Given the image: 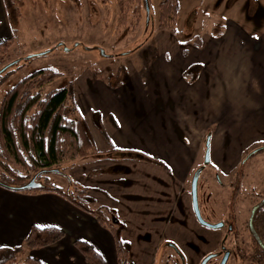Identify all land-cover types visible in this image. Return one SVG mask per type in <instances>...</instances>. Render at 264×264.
Here are the masks:
<instances>
[{
    "label": "crops",
    "instance_id": "1",
    "mask_svg": "<svg viewBox=\"0 0 264 264\" xmlns=\"http://www.w3.org/2000/svg\"><path fill=\"white\" fill-rule=\"evenodd\" d=\"M191 4L181 28L178 8L173 33L155 24L132 54L141 65L127 63L122 80L106 82L85 70L72 83L95 149L68 161L67 189L53 182L71 195L84 193L92 209L87 191L97 206L114 211L129 247L127 264H157L164 241L174 244L164 248H173L184 264H198L213 252L220 233L197 221L186 183L191 190L193 175L198 171L199 177L205 165L229 178L246 152L264 147V0ZM10 31L0 0V41ZM31 225L59 227L64 236L25 248ZM77 238L89 242L105 264H118L115 239L93 214L53 190L0 185V247L22 246L18 262L31 256L43 264H87L73 244Z\"/></svg>",
    "mask_w": 264,
    "mask_h": 264
},
{
    "label": "rangeland",
    "instance_id": "2",
    "mask_svg": "<svg viewBox=\"0 0 264 264\" xmlns=\"http://www.w3.org/2000/svg\"><path fill=\"white\" fill-rule=\"evenodd\" d=\"M160 1L162 0H142L138 25L133 26L130 20L129 23L134 28L129 26L120 30L121 27L116 24L117 0H106V3L103 0H12L19 14L16 23L10 27L14 43L0 57V74L5 76L0 82V99L20 78L43 68H52L60 73L44 86V92L71 86L85 70L87 73L88 70L94 71L95 75L101 76L106 82L122 80L126 75L127 63L132 61L141 65L137 55L132 54L153 34ZM191 2L193 0H178V28L186 25L190 17L188 10ZM241 5L246 7L248 3L241 1ZM240 18L248 21L246 17ZM247 154L248 152L238 163L234 176L228 178L205 165L197 178V200L201 216L212 224L225 223L218 229L211 228L214 233H220V242L215 250L216 256L208 260L207 257L204 258V264H219L224 250L230 253L225 264H253L248 259L254 253V245L247 220L252 205L264 197V148L250 157H246ZM69 160L65 159L51 166L52 171L42 175L35 174L37 177L34 176V181L55 179L63 189H67L64 173L70 166ZM7 165L8 169L0 165V178L3 173L8 176L14 173L30 176L34 174L29 168L12 163ZM186 187L190 191V180ZM87 194L97 212L102 214L96 197L88 191ZM164 246H167L165 242L161 254L157 256V264H184L183 259L179 261L180 257L173 248Z\"/></svg>",
    "mask_w": 264,
    "mask_h": 264
},
{
    "label": "trees",
    "instance_id": "3",
    "mask_svg": "<svg viewBox=\"0 0 264 264\" xmlns=\"http://www.w3.org/2000/svg\"><path fill=\"white\" fill-rule=\"evenodd\" d=\"M103 1L106 3V0ZM141 1L117 0L118 19L116 24L117 27H121L120 30L138 25L142 13ZM3 4L7 20L12 27L18 18L17 7L12 0H3ZM177 10L178 0L160 1L157 27L173 33ZM130 20H132V25L129 23ZM133 26L131 29L134 28ZM13 43L14 37L12 36L0 41V57L9 50ZM59 75L60 73L52 68L33 71L20 78L2 95L0 99V165L6 169H8V163L20 165L29 168L34 174L30 176L14 173V175L8 176L3 173L0 185L20 191L53 190L67 197L81 209L93 214L101 224L111 231L115 239L117 263L127 264L129 247L121 237L123 223L114 211L102 208L103 213L100 214L96 208L92 209L89 206L84 198V193L76 198L58 187L53 180L34 181L37 177L35 174L42 175L52 171L51 166L62 160L82 156L95 149L91 134L75 103L72 85L48 92L43 91L44 86ZM0 76L2 77V74ZM3 78L5 76L0 79V82ZM92 117L98 120L99 115L97 112H92ZM93 122L102 139L109 144L108 137L99 121ZM111 149L122 154V151L117 148L112 147ZM260 150H256L253 154ZM236 172L237 170L233 172V176ZM45 181L49 183H45ZM27 183L30 185L24 187ZM253 224L264 243V205L256 210ZM63 236L64 231L59 227L31 225L24 238L23 247L31 249L47 246ZM250 237L254 245V253L248 256V259L253 264H264V251L251 234ZM165 243L168 247H175L170 242L166 241ZM73 244L87 264H105L102 255L89 242L77 238L73 240ZM21 249L22 246L0 247V264H43L39 259L31 256H26L21 262H18L17 258Z\"/></svg>",
    "mask_w": 264,
    "mask_h": 264
},
{
    "label": "water",
    "instance_id": "4",
    "mask_svg": "<svg viewBox=\"0 0 264 264\" xmlns=\"http://www.w3.org/2000/svg\"><path fill=\"white\" fill-rule=\"evenodd\" d=\"M208 145H209V139H206V150L204 153V157H205V161H208V156H209V149H208ZM255 149L253 151H251L248 155H252L254 152H256ZM197 178H198V171L193 175L192 177V181H191V190H190V196H191V201H192V207H193V211H194V215L197 219V221L205 226V227H209V228H217L219 226H221V222L220 223H216V224H212L207 222L205 219H203V217L201 216V212L199 209V205H198V200H197ZM30 183H27L26 185H24V187L29 186ZM264 205V197L262 199H260L257 203H255L251 209H250V213H249V217L247 220V225H248V229L249 232L251 234V236L253 237V239L255 240V242L258 244V246L264 251V243L261 240L260 236L258 235L257 231L254 228V224H253V219H254V214L256 212V210L260 207ZM228 254L225 253L220 261V264H225L226 259H227ZM205 260L201 263L204 264Z\"/></svg>",
    "mask_w": 264,
    "mask_h": 264
},
{
    "label": "flooded vegetation",
    "instance_id": "5",
    "mask_svg": "<svg viewBox=\"0 0 264 264\" xmlns=\"http://www.w3.org/2000/svg\"><path fill=\"white\" fill-rule=\"evenodd\" d=\"M263 148H264V147H260L259 149L262 150ZM217 178L219 179V175H217ZM262 198H263V197H262ZM262 198H261V199H262ZM258 201H259V200H258ZM258 201H257V202H258ZM257 202H256V203H257ZM254 204H255V203H254ZM254 204H253V205H254ZM253 205H252V206H253ZM249 213H250V212H249ZM254 215H255V214H254ZM221 223H222V222H221ZM223 225H224V224H223ZM223 225H221V226H219V227H222ZM247 228H248V225H247ZM248 231H249V229H248ZM249 233H250V232H249ZM215 250H216V249H215ZM215 250H214L212 253H209V255L207 254L208 256L205 255V256L202 258L203 261L205 260L204 258H206V257H207V260H208L209 258L215 257V256H216V255H215ZM175 252H176V251H175ZM225 253L228 254V256H227V259H228L230 253H229V251H225V250H224V251L222 252V256H221V258H220V261H221L223 255H224ZM179 257H180V256H179ZM180 259H181V257H180ZM202 259H201V260H202ZM227 259H226V261H227ZM201 260H200V261H201ZM200 261H199L198 264H201V263L203 262V261H201V263H200ZM205 262H206V260H205ZM219 264H220V263H219Z\"/></svg>",
    "mask_w": 264,
    "mask_h": 264
}]
</instances>
